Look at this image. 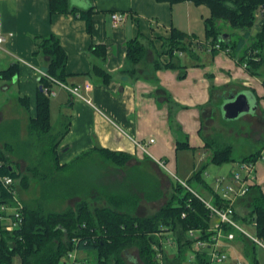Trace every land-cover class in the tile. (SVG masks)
<instances>
[{
	"label": "crops",
	"instance_id": "crops-1",
	"mask_svg": "<svg viewBox=\"0 0 264 264\" xmlns=\"http://www.w3.org/2000/svg\"><path fill=\"white\" fill-rule=\"evenodd\" d=\"M70 4L78 8L75 13H50L49 0H0L1 30L5 36L0 43V147L10 158V168L18 175L29 172L18 169L19 161L31 162L32 157L27 151L19 156L17 151L32 147L27 138L33 133L28 129L23 133L20 125L24 119L28 123L36 116L37 95L43 91L39 72H46V58L36 53V38L53 33L67 55L68 76L64 82L81 84V93L87 99L54 83L48 86L53 91L47 95L51 134L63 132L54 150L57 164L62 166L56 172L69 169L76 160H81L83 167L73 178L76 182L66 180L68 189L74 185L82 189L76 194L72 191L69 198H94L104 202L105 207L127 203L133 207V215L147 216L151 212L146 209L152 207L149 202L156 207L167 195L164 190L168 187L167 192L171 188L172 194L165 196L164 204L173 195L175 182L182 180L210 202L221 199L213 188L215 178L222 177L226 183L246 155L238 159L232 155V162L218 165L209 161L212 141L216 142L212 132L215 121L223 118L219 104L240 91H249L257 107L253 112H245L244 117L264 119V84L259 76L250 74L239 57L223 49L213 54L211 44L198 43L205 39L208 7L192 1L165 0H83V4L70 0ZM90 4L91 32L79 10ZM113 12L125 14V20L117 26L112 24ZM173 27L192 36L196 42L192 47L198 53L197 58H190L181 50L175 51L181 65L186 66L182 78L178 77L180 69L152 66L163 38L170 36ZM136 37L148 46V52L145 59L134 65L126 46L127 41ZM99 46L104 54L100 55ZM159 58L164 61L165 56ZM11 67L14 74L2 76ZM94 67L106 71L109 80L105 82ZM85 82L89 83L88 88L83 86ZM21 97L27 98V107L21 103ZM34 135L41 140L38 134ZM42 138L45 143L50 140L48 136ZM150 138L154 140L148 142ZM135 140L147 142L148 151L138 147ZM180 142H187L188 147L179 146ZM110 151L128 156L127 162L114 163L104 154ZM256 151L260 153L255 160V178L247 194L233 202L241 215L247 213L248 203L255 195L264 193V145L247 155ZM149 164L147 173L139 167ZM203 166L202 184L192 175ZM114 170L121 173L115 184L107 180ZM19 179L13 178L14 186ZM95 190L97 193L93 194ZM216 222L210 219L211 224ZM240 223L250 224L254 231L251 233L257 236L253 220ZM234 232V240H227L224 245L228 264H253L255 260L256 264H264V241L258 237L260 245Z\"/></svg>",
	"mask_w": 264,
	"mask_h": 264
},
{
	"label": "trees",
	"instance_id": "trees-1",
	"mask_svg": "<svg viewBox=\"0 0 264 264\" xmlns=\"http://www.w3.org/2000/svg\"><path fill=\"white\" fill-rule=\"evenodd\" d=\"M90 1V0H89ZM164 1V0H158ZM170 3L192 1L194 4L206 5L209 15L204 18V38L213 47L211 53L218 50H226L231 56L239 57V61L245 64L250 74L260 76L258 65L261 63V50L264 48V0H165ZM50 13L76 12L78 8L70 4V0H49ZM80 16L86 20L87 30L91 32L92 5L79 9ZM226 25L231 31L225 40L219 39L225 32ZM257 25V26H255ZM254 26L256 29H254ZM237 31V32H236ZM240 31V33H239ZM192 36L175 27L171 29L169 37L162 40L163 53H167L168 61H153V68L180 69L178 77L185 75V65H181L179 57L175 54L177 50L186 53L190 58H197L198 53L192 47ZM36 53L46 58L45 71L49 75L66 81L68 76L66 64V52L56 34L36 38ZM218 44L219 47L214 45ZM127 56L135 65L140 62L146 53V46L138 37L127 41ZM100 55L104 54L102 47ZM132 73L134 69L130 70ZM14 67L2 72V76L8 77L14 74ZM97 73L106 82L109 75L101 67H94ZM42 85H51L45 77H40ZM264 84V79H262ZM27 98L21 97L20 101L27 107ZM49 98L40 91L37 95L36 116L30 119L29 132H35L42 139L48 136L50 140L45 143L48 148L44 151L50 155L49 160L39 161L31 158L28 171L41 183L40 194L54 196V200L63 201L77 192L82 191L81 186L67 188V181L76 182L77 174L62 179L49 180L48 169L58 170L62 166L58 165L57 157L54 153L59 142V137L63 132L51 134L52 125L49 117ZM213 142L210 162L223 164L232 162V147L227 144ZM179 146L188 147L187 142H180ZM42 154V150L40 151ZM260 151H256L243 157L241 161H254L258 158ZM106 157L114 163L126 160L128 156L121 152H104ZM123 163V162H121ZM10 158L0 147V175H9L12 178H20L19 181L24 187L28 186L29 175H18L10 168ZM70 168V167H69ZM41 170V172H39ZM204 166L192 175L199 183L203 184L201 174ZM72 177V178H70ZM78 184V183H77ZM205 184V183H204ZM60 186V187H58ZM192 188V186H191ZM184 189L185 193H181ZM70 190V191H69ZM7 186L0 183V204L9 200ZM197 192V191H196ZM57 198L59 200H57ZM85 197L77 200L71 207L62 211H44L41 202L38 207H31L27 203L21 206L22 218L20 226L12 230H6L0 224V264H13L14 258L19 257V264H58L65 253L76 247L78 250L86 252V256L96 264H130L124 257L127 248L136 247L139 252L141 264H159L155 260V251L152 248L154 242H158L159 237L155 234L160 227H171L177 234L178 251L176 254L167 257L166 264H185L186 252L191 249L192 241L187 238L185 232L191 227L200 229L203 238H208L210 232L208 226L210 222L209 209L190 190L184 188L181 183L176 182L174 193L162 207L147 216L133 215V207L127 203L111 204L106 207L88 206ZM221 199L217 198L215 204H219ZM182 212L185 213L182 216ZM233 216L238 221L255 222L256 235L264 241V193H258L250 201L249 210L246 214L238 213L235 208ZM225 230H230L227 225ZM76 239V243L74 241ZM255 260V259H254ZM253 264H256V260Z\"/></svg>",
	"mask_w": 264,
	"mask_h": 264
},
{
	"label": "built area",
	"instance_id": "built-area-1",
	"mask_svg": "<svg viewBox=\"0 0 264 264\" xmlns=\"http://www.w3.org/2000/svg\"><path fill=\"white\" fill-rule=\"evenodd\" d=\"M111 19L112 24L114 26H117L125 20V14L123 12H113L111 13ZM4 40L5 36L1 30L0 15V43ZM214 46L217 48L219 47L218 44H215ZM21 61L25 60L21 59ZM39 76L45 77L46 79H48V81L51 82V84L54 83L65 88L72 95L87 100L81 93V84L69 85L43 71L39 72ZM83 86L85 88H88L89 83L85 82ZM41 88L43 89L45 95L53 93L48 85H42ZM153 140V138H150L148 142H152ZM135 143L141 149L148 151L147 142L141 143L135 140ZM158 162L160 163L159 160ZM254 170L255 162L246 160L238 164V169L232 172L231 178L226 183H224V178L222 177L215 178L213 188L218 191L221 197V202L219 204H214L207 199H204L186 182L179 180L184 188L192 191L204 203V205L207 206V208L209 209L210 219L213 218L217 220V222L213 224L209 222L208 231L210 232V234L206 239L202 237V233L198 228L191 227V229H188L187 232H185L187 238L192 241L190 246L191 249L187 250L186 252L185 264H228V253L225 250L224 245L227 240L230 241L235 238L234 230L262 245L260 240L254 234L247 231L245 227L242 226L241 223L233 216V202L237 198L247 194L249 190L248 188L255 178ZM0 183L7 186L8 190L11 191L14 196V193L16 191L14 188L13 178L11 176H0ZM6 209L7 211L5 212ZM20 209L21 205H18L12 209L8 204L0 205V223H4L2 221V219L4 218L7 220V223L3 224L6 230H12L13 228L20 226L22 218V212L20 211ZM181 215L184 216L185 213L182 212ZM253 224L255 225L254 221ZM225 225L231 228V230H225ZM161 228V231L155 233L159 237V240L158 242H154L152 244V248L155 251V260L159 264H166L164 261L165 254L167 255L169 252L171 255H174L178 251L177 234L174 233V230L171 227ZM75 240L76 239H74V241ZM79 250L76 247L68 250L60 259L58 264H96L92 262L91 259H88L89 257H87L86 255L82 256ZM171 250H173V253L170 252Z\"/></svg>",
	"mask_w": 264,
	"mask_h": 264
},
{
	"label": "rangeland",
	"instance_id": "rangeland-1",
	"mask_svg": "<svg viewBox=\"0 0 264 264\" xmlns=\"http://www.w3.org/2000/svg\"><path fill=\"white\" fill-rule=\"evenodd\" d=\"M75 1L79 4H83V0H75ZM224 26L225 27L223 28V31H225V32L231 31L226 25H224ZM255 26H257V25H255ZM255 26H254V29H256ZM239 33H240V31H239ZM204 42H198V43L210 44L209 42H206L205 39H204ZM145 43L147 44V42H145ZM147 49H148V46L146 48V52H148ZM162 49L163 48H161L160 52H156V54L154 55L155 58H153L154 60L157 58L160 59L159 57L164 55L165 56L164 61H168L169 56L167 53H163ZM146 55H147V53H145V55L143 56L144 59H145ZM261 56H262V60H261V63L258 65L257 68H258V71L260 73V76H259L260 81L262 82V79H264V48L261 50ZM160 61H163V60L160 59ZM152 66H154V64ZM244 115L240 114L238 117H236L234 119H230V120H227L224 118H222L220 120L219 118H216L215 127H214V130L212 131L214 134L213 139H215L216 142H218L219 144L232 145V147H233L232 155H234L237 159L239 157L247 155V153H249L251 150L260 149L264 145V119L250 118L248 116L244 117ZM262 115H263V112H262ZM20 126L22 127V132L25 133V132H27V129L28 130L30 129V122L27 123L26 119H24L23 124ZM207 129L208 128L206 127L205 130H207ZM34 134H35V132H33V134L30 135V137L27 136L28 137L27 139H30V144L32 145V147L31 148H19V150L17 152L19 153V156H21V153L27 151L28 156L32 157L34 160H37V158H38L39 161L42 160L43 162H45V160H47V159L49 160V156H50V155L46 154V152H44L48 148V146H45L46 141L44 140V138H42L40 140ZM41 150H42V154L40 153ZM244 157H246V156H244ZM127 160L128 159L126 158V160L121 161L123 163H121V162L120 163L124 164L125 162H127ZM80 161L81 160H76V162L73 163L69 169H67V168L62 169L59 173H57L56 170L48 169L51 187H52L54 179L55 180H56V178L62 179L63 175L65 176V174L71 173L74 175L76 173H79L81 170H83V167H81ZM159 161H160V163H163V160H159ZM19 164H20V166L18 167V169H20L23 172L24 171L28 172L27 166L28 165L30 166L29 160L19 161ZM139 167L143 171H145L146 173L150 172V168H151L150 164L147 167L145 165H141ZM132 170L133 169H131L130 172ZM39 172H41V170ZM119 172L114 170L108 176L107 180L113 181V184L117 183V180H120L119 178H120L121 173H119ZM80 174H82V176H84L83 173H80ZM28 175H29V180L27 181L28 186L24 187L22 185V183H20V181L16 180V186H14L16 192L14 193V196H13V193L11 191H8L10 198L6 203H2V204H4V205L8 204L10 206V208L12 209L18 205L22 206L23 204L27 203L29 206L35 208V207H38L37 203L41 202V204L43 205L44 211H49V210L62 211L64 208L73 206L74 203L77 202L76 200H79V198L76 197V198H69L68 200H65L62 202H57L56 200H54V196L49 197L47 194L41 195L40 194L41 183L38 182L35 177H32L30 172H28ZM132 175H130V176H132ZM141 177L143 179L145 178L144 176H141ZM176 182H175V184H176ZM167 188L168 187H166V190H164V193H166L169 197L172 194V189L169 188L168 192H167ZM173 188H174V185H173ZM95 193H97L96 190L94 191L93 194H95ZM181 193H185L184 189H182ZM167 195H164V197H162V199H161L162 201L160 200L156 203V207H155V203L149 202V204H151L152 207H148L146 209V211L148 213L149 212L154 213L155 210H157V208L159 207L158 205H161L166 200L165 196H167ZM204 196L206 198L208 197L207 195H204ZM86 201H88L87 202L88 206L91 209L95 206L96 207H105L104 202L98 201V200L96 201L94 198H92V199L89 198ZM2 204H0V205H2ZM248 204H250V203H248ZM6 211H7V209L5 210V212ZM151 213H149V214H151ZM5 215H6V213H5ZM143 216H146V215H143ZM2 221L4 223H7V220L5 218L2 219ZM244 227L247 231L254 233L253 228L250 224L248 226H244ZM164 228H165V226H164ZM158 230L161 231L162 228L160 227ZM256 237L258 238V236H256ZM170 249H173V248H170ZM172 251L173 250H171L170 252L173 253ZM79 252L82 256L87 254L86 252H84L82 250L81 251L79 250ZM89 256L90 257L88 259H91V254ZM170 256H171V254L168 252L167 257H170ZM124 257H125L126 261L129 262L130 264H141L139 252H138L136 247L135 248L134 247L127 248L126 251L124 252ZM13 264H19V257L14 258ZM239 264H242V263H239ZM245 264H247V263H245Z\"/></svg>",
	"mask_w": 264,
	"mask_h": 264
},
{
	"label": "water",
	"instance_id": "water-1",
	"mask_svg": "<svg viewBox=\"0 0 264 264\" xmlns=\"http://www.w3.org/2000/svg\"><path fill=\"white\" fill-rule=\"evenodd\" d=\"M228 37V33L223 32L219 39L225 40ZM251 93L252 92L249 91H240L224 98L221 104H219V109L222 112L223 118L230 120L245 112H253L257 107V103L254 95Z\"/></svg>",
	"mask_w": 264,
	"mask_h": 264
}]
</instances>
